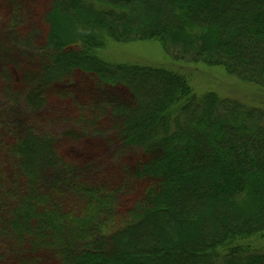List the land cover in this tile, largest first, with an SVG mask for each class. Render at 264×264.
I'll list each match as a JSON object with an SVG mask.
<instances>
[{"label": "trees", "instance_id": "16d2710c", "mask_svg": "<svg viewBox=\"0 0 264 264\" xmlns=\"http://www.w3.org/2000/svg\"><path fill=\"white\" fill-rule=\"evenodd\" d=\"M0 264H264V0H0Z\"/></svg>", "mask_w": 264, "mask_h": 264}, {"label": "rangeland", "instance_id": "374dc122", "mask_svg": "<svg viewBox=\"0 0 264 264\" xmlns=\"http://www.w3.org/2000/svg\"><path fill=\"white\" fill-rule=\"evenodd\" d=\"M112 45V46H109ZM105 51V56L107 58H114L115 61H128L131 63H137V64H147V63H162V64H168L169 61L167 58L163 57V53L161 50H159L155 45L152 43H143V45H137V46H120L118 44H109ZM172 63V62H170ZM182 64V63H181ZM187 66V64H186ZM188 68H191L194 70L192 78H194V84L195 87L199 91H204L208 87L206 82V78L204 73H200L199 69H196V67H191L190 65L187 66ZM216 82H218L222 87H218L221 89H225L224 85L226 86H232V81L226 80L221 77H215ZM206 87V88H205Z\"/></svg>", "mask_w": 264, "mask_h": 264}]
</instances>
